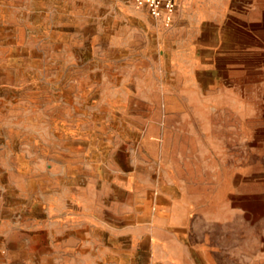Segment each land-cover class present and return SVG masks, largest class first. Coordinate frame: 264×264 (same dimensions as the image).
Masks as SVG:
<instances>
[{"label":"rangeland","instance_id":"obj_1","mask_svg":"<svg viewBox=\"0 0 264 264\" xmlns=\"http://www.w3.org/2000/svg\"><path fill=\"white\" fill-rule=\"evenodd\" d=\"M194 263L264 264V0H0V264Z\"/></svg>","mask_w":264,"mask_h":264},{"label":"built area","instance_id":"obj_2","mask_svg":"<svg viewBox=\"0 0 264 264\" xmlns=\"http://www.w3.org/2000/svg\"><path fill=\"white\" fill-rule=\"evenodd\" d=\"M140 7H146L149 13L162 20L166 25H170L175 10L177 8V0H135Z\"/></svg>","mask_w":264,"mask_h":264},{"label":"crops","instance_id":"obj_3","mask_svg":"<svg viewBox=\"0 0 264 264\" xmlns=\"http://www.w3.org/2000/svg\"><path fill=\"white\" fill-rule=\"evenodd\" d=\"M5 260V259H4ZM194 264H196V263H194Z\"/></svg>","mask_w":264,"mask_h":264}]
</instances>
